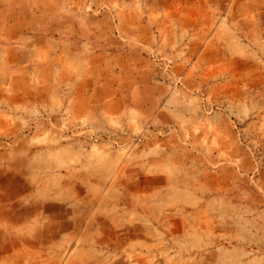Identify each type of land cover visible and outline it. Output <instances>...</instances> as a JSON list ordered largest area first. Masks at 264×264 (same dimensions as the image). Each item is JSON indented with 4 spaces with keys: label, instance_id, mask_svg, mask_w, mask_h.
I'll use <instances>...</instances> for the list:
<instances>
[{
    "label": "rangeland",
    "instance_id": "rangeland-1",
    "mask_svg": "<svg viewBox=\"0 0 264 264\" xmlns=\"http://www.w3.org/2000/svg\"><path fill=\"white\" fill-rule=\"evenodd\" d=\"M195 4L152 115L0 103V264H264V0Z\"/></svg>",
    "mask_w": 264,
    "mask_h": 264
},
{
    "label": "crops",
    "instance_id": "crops-1",
    "mask_svg": "<svg viewBox=\"0 0 264 264\" xmlns=\"http://www.w3.org/2000/svg\"><path fill=\"white\" fill-rule=\"evenodd\" d=\"M35 1L39 7L33 0H0L2 107L60 104L97 123L125 118L132 107L155 112L161 94L152 92L149 58L176 51L177 36L193 26L195 0ZM53 89L60 102L51 101ZM25 91L28 102H17ZM36 92L43 93L40 102ZM7 220L1 228L19 224Z\"/></svg>",
    "mask_w": 264,
    "mask_h": 264
}]
</instances>
